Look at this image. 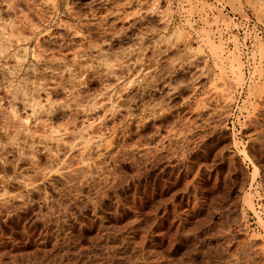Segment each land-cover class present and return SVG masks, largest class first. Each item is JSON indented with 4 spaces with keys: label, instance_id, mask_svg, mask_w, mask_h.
I'll return each instance as SVG.
<instances>
[{
    "label": "rangeland",
    "instance_id": "1",
    "mask_svg": "<svg viewBox=\"0 0 264 264\" xmlns=\"http://www.w3.org/2000/svg\"><path fill=\"white\" fill-rule=\"evenodd\" d=\"M219 3L0 0V264H264V0Z\"/></svg>",
    "mask_w": 264,
    "mask_h": 264
},
{
    "label": "built area",
    "instance_id": "2",
    "mask_svg": "<svg viewBox=\"0 0 264 264\" xmlns=\"http://www.w3.org/2000/svg\"><path fill=\"white\" fill-rule=\"evenodd\" d=\"M211 2L215 5L220 6L219 0H211ZM212 13L213 11L208 10V15H211ZM181 14H183V12ZM232 18L237 24V27L233 28V30H235L234 35H236L240 47H242V49L252 47L255 39L261 36L260 28L250 23V21H247L246 19L239 18V16L237 15H233ZM217 26L218 27H213V36L216 39L220 36L221 39H224L225 43L233 47V41H231V39L229 38L231 34H229L228 31L225 30L224 27H222V25Z\"/></svg>",
    "mask_w": 264,
    "mask_h": 264
},
{
    "label": "bare ground",
    "instance_id": "3",
    "mask_svg": "<svg viewBox=\"0 0 264 264\" xmlns=\"http://www.w3.org/2000/svg\"><path fill=\"white\" fill-rule=\"evenodd\" d=\"M6 50H7V49H6ZM3 51H4V48H3ZM14 57H15V56H14ZM22 57H23V56H22ZM18 84H19V83H18ZM10 87H11V86H10ZM18 87H19V86H18ZM25 87H26V86H25ZM13 89H14V88H13ZM15 90H16V89H15ZM15 90H14V91H15ZM14 91H13V92H14ZM17 91H18V90H17ZM17 91H16V93H17ZM30 92H31V91H30ZM22 94H23V93H22ZM27 95H28V94H27ZM14 98H15V97H14ZM19 98H20V97H19ZM33 102H34V101H33ZM38 102H39V101H38ZM38 102H37V104H38ZM28 103H29V102H28ZM36 106H37V105H36ZM39 106H40V105H39ZM43 108H44V107H43ZM34 111H35V110H34ZM9 119H10V118H9ZM25 119H26V118H25ZM24 125H25V124H24ZM21 126H22V125H21ZM23 127H24V126H23ZM24 131H25V130H24Z\"/></svg>",
    "mask_w": 264,
    "mask_h": 264
},
{
    "label": "crops",
    "instance_id": "4",
    "mask_svg": "<svg viewBox=\"0 0 264 264\" xmlns=\"http://www.w3.org/2000/svg\"><path fill=\"white\" fill-rule=\"evenodd\" d=\"M210 2V1H209Z\"/></svg>",
    "mask_w": 264,
    "mask_h": 264
}]
</instances>
